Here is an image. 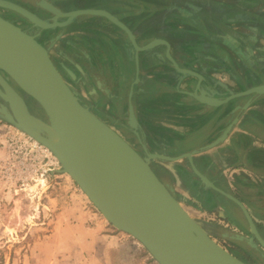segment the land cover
<instances>
[{"label": "crops", "instance_id": "crops-1", "mask_svg": "<svg viewBox=\"0 0 264 264\" xmlns=\"http://www.w3.org/2000/svg\"><path fill=\"white\" fill-rule=\"evenodd\" d=\"M81 1L88 8L105 9L119 18L141 46L159 40L154 69L144 67L146 59L141 56L136 59L140 61L136 70L143 77L155 73L164 92L155 93L148 102L135 103L137 108L132 104L142 134L153 137L151 143L156 146L152 154L168 157L154 159L156 166L165 172L167 183L182 207L191 209L195 221L204 229L209 227L215 239L226 241L239 255L245 250L238 245L246 244L250 249L247 256L261 255L260 261H255L264 264V95L241 114L221 143L211 145L251 95L222 105H214L218 101L212 99L264 85V0ZM75 28L74 38L83 43L94 63L99 62L98 76L105 79L117 71L115 61L103 53L111 48L109 38L119 39L123 46L128 39L116 36L111 29L80 36ZM166 52L181 71L171 65L162 67L170 63ZM161 71L167 73L165 77ZM185 71L199 78L185 75ZM135 88L143 90L139 83ZM127 90L123 85V91ZM195 93L209 98L212 105L198 101ZM130 100L124 104L126 112ZM187 153L189 157L173 159ZM81 219L80 225L67 226L66 234L56 229L42 245L59 239L63 253L61 240L79 242L82 250L75 249L88 264H136L141 259V250L129 237L91 217L90 212ZM87 219L93 226H85ZM74 255L72 251L64 254L65 258ZM52 263L49 259L43 262Z\"/></svg>", "mask_w": 264, "mask_h": 264}, {"label": "water", "instance_id": "water-1", "mask_svg": "<svg viewBox=\"0 0 264 264\" xmlns=\"http://www.w3.org/2000/svg\"><path fill=\"white\" fill-rule=\"evenodd\" d=\"M54 14L51 22L43 20L31 11L13 2L0 0V8L13 11L41 29L66 26L80 16L100 17L126 33L134 48L148 51L159 40L139 47L129 27L109 11L100 8H84L61 11L43 4ZM65 18L64 21H61ZM166 44V43H165ZM167 47V46H166ZM0 52L13 61V68L20 70V78L9 67L0 65V71L10 78L19 90L31 98L42 110L46 121L30 113L24 99L16 93L0 75V96L8 111L1 107L0 118L47 148L60 165L58 173H66L85 194L104 219L116 230L138 241L157 264H248L234 256L184 210L173 190L157 176L151 160L168 159L167 156L147 152L146 158L139 154L109 125L98 118L63 79L52 62L47 49L30 33L0 15ZM174 69L181 71L175 60L165 53ZM72 75V73L67 70ZM187 74L199 78L196 74ZM73 76V75H72ZM11 92L15 98H10ZM251 95L239 109L228 129L211 145L221 143L230 133L241 114L255 99L264 95V85H258L224 98L212 99L225 104L234 99ZM198 101L212 105L211 101ZM21 111L38 125L25 127L15 116L13 108ZM132 116V112H130ZM54 120L58 123L55 127ZM135 127V121H132ZM47 128H54L57 139L51 141ZM109 145L122 151L120 162L109 157ZM144 145V144H143ZM144 150H146L143 147ZM184 154L173 159H179ZM136 166L147 186L131 181ZM117 173L118 180L111 175ZM112 176V177H111ZM140 178V175H137ZM136 179V177H135ZM162 203V213L156 207Z\"/></svg>", "mask_w": 264, "mask_h": 264}, {"label": "rangeland", "instance_id": "rangeland-1", "mask_svg": "<svg viewBox=\"0 0 264 264\" xmlns=\"http://www.w3.org/2000/svg\"><path fill=\"white\" fill-rule=\"evenodd\" d=\"M5 1L18 4L27 10H29L28 8H31L28 6L38 2L44 12L48 15L52 13L44 9L43 4L53 6L61 11L88 8L86 3H83L81 0H76L77 2L75 0ZM0 14L5 19L21 28L26 25V21L28 22L27 19L23 18L19 14L7 9L0 8ZM64 20L65 18L61 21ZM79 23H82L84 28L76 30L75 26ZM68 26H70L68 29H59ZM74 28L75 33H79L80 36L86 35L87 32H89V34H94L95 32L101 31L107 32L111 29L116 36L120 35L121 37H124V39L127 38L121 29L112 25L108 20L102 18L99 21L98 19H93V16H80L68 25L56 27L54 29L46 30L38 28L41 30V32L37 34L38 40L48 46L49 54L56 64L59 65L60 61L64 63L65 72L72 80L75 78V75L71 68H69V62H71V59H74L75 55L77 56L78 54H82L80 51L87 53L89 61L86 59L81 60L79 68H77L79 71L78 73L81 76L79 80L86 76V70H90L92 78L90 77L88 80H85V84L87 85L85 88L86 90L83 86H80L81 83H79L78 86L74 85V88L83 98L84 102L89 104L91 97L86 91L88 90V92H92L91 96L93 97H95V94H103V91L99 88H102L103 84H105L104 88L109 90L108 85H111V81L108 78L104 79L98 76L97 73L100 71H97L99 68V62L94 63V61L90 59L89 51L86 50L83 43H80L76 40V38H74ZM125 41L127 44L129 40ZM126 44L124 46L122 45L123 49L128 47ZM74 63L75 62H73V64ZM115 63V69L118 71L119 66L117 61H115ZM162 67L164 68L167 66L162 65ZM73 68H75V66H73ZM67 70H69L73 76L70 75ZM117 71L115 70L114 72ZM152 77L153 76H147V78ZM114 93L115 92L112 91V94ZM118 93L119 95L126 94L123 90ZM104 95H101L98 101L100 119L116 131L139 154H141L143 150L138 141H131L132 139L134 140L136 132H139L137 129L140 128L138 125L141 124V122L137 121V110L135 113L133 110L134 108H132V104L134 105V103L130 100L131 97H129L130 102L129 107H127V109L130 110L127 114L131 123L129 125V129H126V111H121L122 105L119 106L116 100V105L113 106L109 101V98ZM200 99L202 101H210L209 98L205 97H200ZM32 106L33 105L31 104L30 109L32 113H30L37 117L42 116V110L36 109V111H33ZM130 112H132V116L130 115ZM116 120L118 122L120 121V124H117L124 131V135L117 131V126L115 127V125H110L109 121L113 122ZM132 121H135V127L133 126ZM141 137L149 151L151 149L155 150L154 148L156 145L151 143L153 137L151 138L150 136H147L144 132L143 134L141 132ZM164 140L166 141V138H164ZM177 145L181 147V144H176L175 146ZM161 150L164 151L163 149ZM156 164H158V162L151 160V167ZM59 169L60 165L58 161L47 148L0 118V264H43L46 259L52 260V264H88V262H85L86 257H82L81 255L79 256L77 253L78 250L75 249L78 248L79 250H82L79 246V242L75 245L72 241L68 242V240H61L63 253L65 254L67 251H72L75 253L73 258H71V256H66L65 258L64 254L61 252V248H59V239L55 242H48V246L42 245L44 241L49 240V235H51L56 229L58 231H62V234H66L68 231L67 226L75 224L80 225L83 221L81 217L85 216V213L87 212H90L91 217L95 216L98 220H102L104 225L112 228L117 233H121V235L129 237V239L136 244L135 247H139L142 257L139 261H136V264H157L138 241L113 228L92 205L74 181L66 173H58ZM159 173L161 178L164 179V182L167 183L166 177H164L161 172ZM167 185L171 188L168 183ZM184 210L190 215V217L194 215L191 214V209L184 208ZM89 225L93 226L89 222V219H87L85 221V226ZM204 227L219 245L230 253L233 252L234 256L241 260H247L251 264H257L256 261H260L259 258H261V255H253V257L252 255L247 256V251L250 252V249L246 244L238 245L240 249L245 250V252L242 251L245 254L239 255L237 253L239 251L229 247L230 245L226 241L224 242L222 240L215 239L216 237L213 235L209 227ZM258 264L263 263L259 262Z\"/></svg>", "mask_w": 264, "mask_h": 264}, {"label": "flooded vegetation", "instance_id": "flooded-vegetation-1", "mask_svg": "<svg viewBox=\"0 0 264 264\" xmlns=\"http://www.w3.org/2000/svg\"><path fill=\"white\" fill-rule=\"evenodd\" d=\"M28 7H31V8H28L29 11H31L33 14H35L36 16H38L39 18L41 19H47L49 21H52L53 17H54V14H50L48 15L47 13L44 12V10L42 9V7L39 5V3H33V5L31 6H28ZM71 9V8H69ZM75 10V9H73ZM71 11V10H69ZM1 15V14H0ZM27 26V27H26ZM70 26L68 27H63V28H59L60 30L62 29H68ZM23 30H25L26 32L30 33L32 36H34L37 41L39 43H41L48 51L49 53V48L46 44H44L43 42L39 41L38 40V36L37 34L39 32H41L40 29H38L37 27H35L32 23H30L29 21L27 22L26 21V25L24 27H22ZM132 31V30H131ZM124 35L127 37L128 39V36L126 35V33L123 31ZM133 33V31H132ZM135 34V33H133ZM135 36V35H134ZM115 41L111 40L109 38V44L111 45V48L107 49V52L106 53H103V56L106 58V59H110V60H114V61H117L118 63V66H119V70L117 72H114V71H111L110 73H112L111 75L108 74V79H110L111 81V87L108 85L109 87V90L107 88H104L105 84H103L102 88H99L100 90H102L103 94H95V97L91 96V93L92 92H88V90L86 91L87 93H89L88 95L91 97V101L89 104H86L83 100V98L78 94V92L75 90L74 88V85L75 86H78L79 83H81L80 86H83V88L85 89L87 87V85L85 84V80L88 78H92L91 74H90V70H86V76L84 78H81L80 79V75H79V71L77 68H79V63L81 60H88L89 61V57L87 56V53H84L83 51H80L82 54H78L77 56L75 55L74 59L72 60L71 59V62L70 63V67L71 70L74 72V75H75V78L72 80L71 78L68 77L67 73L65 72V66H64V63L62 61H60V64H56L54 62V60L51 58V55L49 54L52 62L54 63V65L56 66V68L58 69V71L61 73L63 79L66 81V83L70 86V88L77 94V96L79 97L80 101L88 106V108L91 110V112H93L97 117L100 118V113H99V108H98V101L101 97V95H104V96H107L109 98V101L112 103L113 106L116 105V102L115 100L118 102V105H122L121 107V111L125 108V103L128 104V100H129V94L128 92H130V89L131 90V100H132V103H135L138 104V103H142L147 101L148 102V99H150L155 93L159 92V93H163L164 92V89H162V87H160V85L158 84L156 78L154 77L155 76V73H154V76L152 78H147V77H143V76H139L138 75V72L136 70V67H137V63L138 65L140 66V61L138 60V62L136 61V59L138 58H141V56H144L146 61L145 63L143 62L142 65H144V67H147L148 69L151 68V69H154V67L156 66V55H155V52H156V48L157 47H153L151 49H149L148 51H145V52H142V51H138L136 50V48L133 47V45L131 44L130 40L128 42V47H126V49L122 47V44L121 42L119 41V39H114ZM135 40H136V37H135ZM136 44L139 46V47H142L139 42L136 40ZM78 52V53H80ZM161 61V60H160ZM73 62H75L73 64ZM163 65V64H162ZM166 65L167 67H169L168 65H171V63H166L164 64ZM73 66H75V68H73ZM173 68V66H172ZM164 71V70H163ZM154 72V70H153ZM160 75L162 77H165L167 73L165 72H159ZM0 75L2 76V78L7 82V84H9V86L16 92L18 93L25 101L29 111L31 112V109H30V106L32 104L31 100L29 97L25 96V94H23L19 88L14 84V82L7 77V75L0 71ZM80 81V82H79ZM107 83V82H106ZM138 83L143 87V90L142 91H138V89H136L135 87L138 85ZM108 84V83H107ZM128 84V90L126 91V94H122V95H119L118 92L122 91L123 90V85H126L127 86ZM160 87V88H159ZM98 88V86H97ZM86 90V89H85ZM112 91L115 92L114 94H112ZM121 103V104H120ZM35 105V104H34ZM1 107H4L7 111V104L6 102L4 101V99L0 96V110H1ZM134 108H137V106H134ZM136 110V109H135ZM136 112V111H135ZM32 113V112H31ZM99 113V114H98ZM148 116V115H147ZM39 118H41L42 120L46 121L43 113H42V116H38ZM126 129H129V125H130V121L128 119V114L126 112ZM110 125H115V127L117 126V131L124 135V131L119 127L118 124H120V121L118 122L117 120L116 121H113V122H110ZM118 123V124H117ZM138 128V127H137ZM135 128V129H137ZM139 130V132L134 135V140L132 139L131 141L133 142H136L138 141V143L141 145L142 147V150L143 152H141L142 156L143 157H146L147 155V152L148 153H151L154 151L153 149H151L150 151L146 148L145 146V143L144 141L141 139V129H137V131ZM130 139V138H128ZM137 139V140H136ZM144 144V145H143ZM143 147L146 149L144 150ZM163 150L165 151V147L163 148ZM168 150V148H167ZM153 170L155 171V173L157 174V176L161 179V181L165 184H167L166 182H164V179L161 178V175L159 172H161V174L165 177V172L160 169L159 167H157L156 165L152 166Z\"/></svg>", "mask_w": 264, "mask_h": 264}, {"label": "bare ground", "instance_id": "bare-ground-1", "mask_svg": "<svg viewBox=\"0 0 264 264\" xmlns=\"http://www.w3.org/2000/svg\"><path fill=\"white\" fill-rule=\"evenodd\" d=\"M6 59H7V56L2 55L0 52V65H3L5 67H9V70L12 72H15L17 74L18 78H20V70H17V69L12 67V66H14L13 61H9V60L6 61ZM8 96L12 99L15 98V96H13V94L11 92H8ZM13 112H14L15 116L19 119L21 125H23L25 127H31L32 125H38V123L34 119L28 118L21 111V107L19 104L13 108ZM54 124H55V127L58 126V123L55 120H54ZM58 128H59V126H58ZM47 132H48L47 136L51 141H55L57 139V133L54 130V128H47ZM108 151H109V157L114 158V160H115V162H112V165H114V163H116V165H117L118 162L121 163V161L117 160V159H120V157L123 155L121 150L114 148L113 145H109ZM136 168H137L135 171L136 179H135L134 175H132V177H130V180L131 181L136 180L138 183L147 186V181L144 179V177L143 178L141 177L142 175L140 173V171H141L140 167L136 166ZM138 174L140 175V178L137 177ZM111 175L113 176V178L115 180H118L117 179L118 178L117 173H115L114 170H111ZM164 207H166V206L163 205L162 203H158V205L156 207L157 212L162 213L161 210H163Z\"/></svg>", "mask_w": 264, "mask_h": 264}, {"label": "trees", "instance_id": "trees-1", "mask_svg": "<svg viewBox=\"0 0 264 264\" xmlns=\"http://www.w3.org/2000/svg\"><path fill=\"white\" fill-rule=\"evenodd\" d=\"M31 100V102H32V110L34 111H36V109H39L40 110V108L38 107V105L32 100V99H30ZM35 104V105H34Z\"/></svg>", "mask_w": 264, "mask_h": 264}]
</instances>
